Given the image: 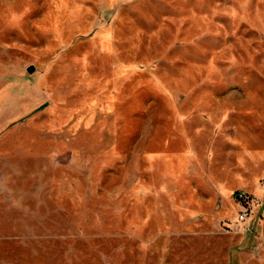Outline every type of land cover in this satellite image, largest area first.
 Returning <instances> with one entry per match:
<instances>
[{
	"label": "rangeland",
	"instance_id": "1",
	"mask_svg": "<svg viewBox=\"0 0 264 264\" xmlns=\"http://www.w3.org/2000/svg\"><path fill=\"white\" fill-rule=\"evenodd\" d=\"M222 181L264 196V0H0V264H264Z\"/></svg>",
	"mask_w": 264,
	"mask_h": 264
},
{
	"label": "built area",
	"instance_id": "2",
	"mask_svg": "<svg viewBox=\"0 0 264 264\" xmlns=\"http://www.w3.org/2000/svg\"><path fill=\"white\" fill-rule=\"evenodd\" d=\"M237 207L234 215L224 224L227 231L243 232L251 230L250 219L255 207L264 204V196L249 190L248 188L238 187L231 192Z\"/></svg>",
	"mask_w": 264,
	"mask_h": 264
},
{
	"label": "crops",
	"instance_id": "3",
	"mask_svg": "<svg viewBox=\"0 0 264 264\" xmlns=\"http://www.w3.org/2000/svg\"><path fill=\"white\" fill-rule=\"evenodd\" d=\"M114 24L113 25H110V27L108 28V30L106 31V33L108 34V35H112V32H113V30H114ZM213 147H211V149H212ZM248 148L249 147H244V150H245V152H246V154L247 153H249L247 150H248ZM254 154H259L260 153V151H258V150H255V149H253V151H252ZM209 153H211V150L209 151ZM219 181H221V180H216V183H218ZM222 182H224V181H222ZM225 184H227V185H229L228 187H230V189L232 190V188H231V186H230V184L229 183H226V182H224ZM216 186H217V189H219V187H218V185L216 184ZM264 189V186L263 187H261V189L259 190V192L260 191H262ZM219 190H221V189H219ZM234 190V189H233ZM232 192V191H231Z\"/></svg>",
	"mask_w": 264,
	"mask_h": 264
},
{
	"label": "water",
	"instance_id": "4",
	"mask_svg": "<svg viewBox=\"0 0 264 264\" xmlns=\"http://www.w3.org/2000/svg\"><path fill=\"white\" fill-rule=\"evenodd\" d=\"M35 68V65L33 63H31V65L26 67V70H28L29 72L33 71Z\"/></svg>",
	"mask_w": 264,
	"mask_h": 264
},
{
	"label": "bare ground",
	"instance_id": "5",
	"mask_svg": "<svg viewBox=\"0 0 264 264\" xmlns=\"http://www.w3.org/2000/svg\"><path fill=\"white\" fill-rule=\"evenodd\" d=\"M264 184V183H263Z\"/></svg>",
	"mask_w": 264,
	"mask_h": 264
}]
</instances>
